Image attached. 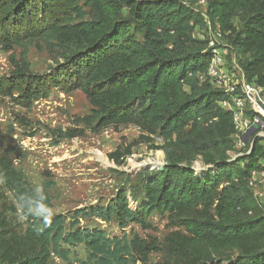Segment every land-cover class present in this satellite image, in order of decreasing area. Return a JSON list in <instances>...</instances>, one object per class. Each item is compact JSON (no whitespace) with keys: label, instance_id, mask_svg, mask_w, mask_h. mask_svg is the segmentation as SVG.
Returning <instances> with one entry per match:
<instances>
[{"label":"trees","instance_id":"16d2710c","mask_svg":"<svg viewBox=\"0 0 264 264\" xmlns=\"http://www.w3.org/2000/svg\"><path fill=\"white\" fill-rule=\"evenodd\" d=\"M227 1L246 13L234 37L251 55L245 77L264 86V0ZM123 6L128 17L119 13ZM85 8L97 18L86 19ZM193 17L178 0H0V48L17 49L0 77L2 96L28 108L52 90H79L90 108L73 119L74 128L56 130L59 137L131 125L137 140L109 153L111 161L123 163L133 145L154 138L165 154L159 167L139 168V197L123 186L105 204L50 214L52 182L40 192L29 185L0 127V264H148L163 250L178 253L183 264H264V215L247 186L250 170L264 167V149L255 141L249 153L229 154L234 123L218 105L226 96L211 84L196 87L212 49L192 37ZM30 47L56 56L48 72L30 69ZM154 213L171 229L162 240L125 231L130 224L150 229ZM89 219L113 221L121 234L84 225ZM79 245L84 258L75 256Z\"/></svg>","mask_w":264,"mask_h":264},{"label":"rangeland","instance_id":"374dc122","mask_svg":"<svg viewBox=\"0 0 264 264\" xmlns=\"http://www.w3.org/2000/svg\"><path fill=\"white\" fill-rule=\"evenodd\" d=\"M178 1L193 13L194 17L188 23L192 37L208 41L213 52L224 59L228 76H238L251 56L234 42L236 33L240 32L246 19V13L227 3V0ZM85 10L86 19L97 18L98 14L94 10ZM119 13L123 17L129 16L125 6L121 7ZM227 26L232 29L227 30ZM137 37L140 38V35L137 34ZM167 40L169 45L173 44V40ZM16 52L17 49L9 51L0 48V77L10 71L9 56ZM27 57L30 69L34 73L44 74L55 63L56 56L52 58L45 50L30 47ZM204 83L210 84L207 75L198 80L196 87ZM184 89L188 91L190 87L186 85ZM89 108L85 95L79 90L69 93L52 90L47 98L34 101L28 108L0 94V127L5 141L17 151L14 167L23 173L36 192L41 191L45 182H52L48 189L52 204L50 214H67L98 202L105 204L123 186L139 197L143 180L140 175L143 169L139 168L153 170L165 161V154L160 149L164 142L159 138L133 145L131 153L123 158L121 164L108 158V154L117 148L123 151L137 140L139 131L131 125L116 130L107 128L96 133L86 130L82 136L73 138L59 137L56 130L74 128L76 125L72 123L73 119L86 114ZM248 147L249 144L245 147L237 146L235 153L229 154L246 153ZM192 166L196 170L203 167L199 157H195ZM5 196L6 201L14 203L11 193ZM127 197L132 200L130 195ZM147 220L151 224L150 229L143 230L136 224H130L125 231L132 229L140 236L149 235L162 240L171 230L165 226L166 220L155 213ZM83 224L89 227L98 225L108 234H121L113 221L104 223L89 219L84 220ZM74 253L77 258L86 256L81 245L74 249ZM54 261L58 262L56 259ZM162 263L183 264L178 253L163 250L150 255L148 264Z\"/></svg>","mask_w":264,"mask_h":264},{"label":"built area","instance_id":"2783aa9c","mask_svg":"<svg viewBox=\"0 0 264 264\" xmlns=\"http://www.w3.org/2000/svg\"><path fill=\"white\" fill-rule=\"evenodd\" d=\"M225 61L212 50L207 71L199 76L207 75L214 89L220 90L226 96L218 102L221 109L231 113L234 123L235 147L258 141L264 149V86L246 79L243 70L238 76L229 77L225 71ZM246 138V139H245ZM264 166V160H260ZM247 186L257 206L264 215V167L250 170Z\"/></svg>","mask_w":264,"mask_h":264},{"label":"water","instance_id":"95a60500","mask_svg":"<svg viewBox=\"0 0 264 264\" xmlns=\"http://www.w3.org/2000/svg\"><path fill=\"white\" fill-rule=\"evenodd\" d=\"M246 139V138H245ZM253 144H254V141L252 142V146H253Z\"/></svg>","mask_w":264,"mask_h":264}]
</instances>
